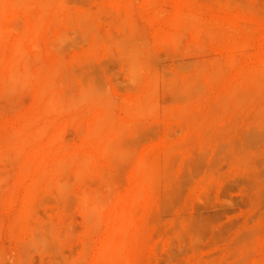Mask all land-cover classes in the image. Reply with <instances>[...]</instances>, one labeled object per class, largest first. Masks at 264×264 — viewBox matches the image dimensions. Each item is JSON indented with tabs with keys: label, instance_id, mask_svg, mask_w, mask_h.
Returning a JSON list of instances; mask_svg holds the SVG:
<instances>
[{
	"label": "rangeland",
	"instance_id": "1",
	"mask_svg": "<svg viewBox=\"0 0 264 264\" xmlns=\"http://www.w3.org/2000/svg\"><path fill=\"white\" fill-rule=\"evenodd\" d=\"M0 264H264V0H0Z\"/></svg>",
	"mask_w": 264,
	"mask_h": 264
},
{
	"label": "bare ground",
	"instance_id": "2",
	"mask_svg": "<svg viewBox=\"0 0 264 264\" xmlns=\"http://www.w3.org/2000/svg\"><path fill=\"white\" fill-rule=\"evenodd\" d=\"M163 9H164V8H163ZM193 15H194V14H193ZM187 18H188V16H187ZM9 25H10V24H9ZM211 27H212V26H211ZM7 28H8V27H7ZM5 29H6V28H5ZM247 29H248V28H247ZM79 30H81V29H79ZM68 32H69V31H68ZM80 32H81V31H80ZM59 33H60V31H59ZM59 33H58V34H59ZM58 36H59V35L56 34V39L58 38ZM67 36H68V35H67ZM59 38L64 39V37L62 38L61 35H60ZM66 38H67V37H66ZM51 39H52V38H51ZM69 39H70V38H69ZM58 40H59V39H58ZM33 43H34V42H33ZM33 43H32V44H33ZM50 43H51V40H50ZM53 43H54V40H53ZM62 43H64V42H62ZM32 44H31V45H32ZM35 44H36V42H35ZM61 45H62V44H61ZM36 47H37V46H36ZM30 48H31V47H30ZM54 48H55V46H54ZM49 49H50V48H49ZM62 51H63V50H62ZM62 51L60 50V52H62ZM56 52H57V50H56ZM59 54H60V53H59ZM157 54H158V53H157ZM60 56H61V55H60ZM191 59H192V58H191ZM36 60H37V59H36ZM133 62H134V61H133ZM2 64H3V63H2ZM146 66H147V65H146ZM160 74H161V73H160ZM57 75H58V74H57ZM53 76H54V75H53ZM57 77H58V76H57ZM10 79H11V78H10ZM193 83H194V82H193ZM153 85H154V84H153ZM192 85H194V84H192ZM192 85H191V87H192ZM160 86H161V85H160ZM185 88H187V87H185ZM188 88H189V86H188ZM188 88H187V89H188ZM89 96H90V95H89ZM51 98H52V97H51ZM80 98H81V97H80ZM84 98H85V97H84ZM84 98H83V99H84ZM81 99H82V98H81ZM89 99H90V98H89ZM50 101H51V100H50ZM56 101H57V100H56ZM83 101H84V100H83ZM127 101H128V100H127ZM106 102H107V101H106ZM138 102H139V101H138ZM155 102H156V101H155ZM108 103H109V102H108ZM153 103H154V102H153ZM156 103H157V102H156ZM79 104H81L80 101H79ZM150 104H151V103H150ZM77 105H78V104H77ZM140 105H141V104H140ZM88 106H89V105H88ZM53 107H54V106H53ZM97 115H98V114H97ZM40 129H41V128H40ZM40 129H39V130H40ZM41 130H42V129H41ZM132 131H133V130H132ZM81 133H82V132H81ZM35 138H36V137H35ZM111 144H112V143H111ZM103 150H104V149H103ZM61 159H62V158H61ZM58 162H59V161H58ZM130 208H131V207H130ZM122 214H123V213H122Z\"/></svg>",
	"mask_w": 264,
	"mask_h": 264
}]
</instances>
